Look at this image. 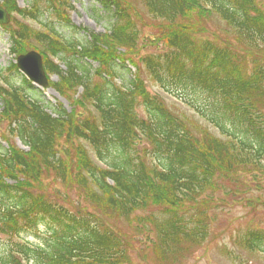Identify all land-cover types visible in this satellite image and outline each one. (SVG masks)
Wrapping results in <instances>:
<instances>
[{
	"label": "trees",
	"instance_id": "trees-1",
	"mask_svg": "<svg viewBox=\"0 0 264 264\" xmlns=\"http://www.w3.org/2000/svg\"><path fill=\"white\" fill-rule=\"evenodd\" d=\"M139 1L158 29L154 52L142 55L141 14L124 0H97L110 22L103 34L71 25L68 0H28L27 8L0 0L16 17L1 25L10 53L37 50L49 87L69 105L51 109L14 64L7 68L20 80L0 83V122L8 125L0 137V236L8 240L0 264H129L133 248L119 220L138 234L152 228L150 247L164 264L207 240L215 195L241 192L225 183L264 177V0ZM213 18L230 41L204 37ZM145 78L219 136L150 95ZM49 177L90 210L43 194ZM151 209L159 215H138ZM236 243L264 254V231L248 230Z\"/></svg>",
	"mask_w": 264,
	"mask_h": 264
},
{
	"label": "rangeland",
	"instance_id": "rangeland-1",
	"mask_svg": "<svg viewBox=\"0 0 264 264\" xmlns=\"http://www.w3.org/2000/svg\"><path fill=\"white\" fill-rule=\"evenodd\" d=\"M70 5H73V10H65L67 17L71 25L76 27L86 28L89 32H96L99 34L105 33V30L109 28L110 22L108 18L100 16L98 12L99 5L97 0H68ZM132 6L134 10L141 14V17L137 19L136 27L139 30L138 44L136 51L142 54H149L154 52V47L149 45V40L152 39L157 33L156 28L157 21L147 16L145 8L139 0H124ZM17 3L21 8H27L28 0H17ZM16 18L11 15L10 23L7 22V26H13L12 21ZM27 25L31 26L35 30H42V26L37 22L28 19L22 20ZM207 32L204 33V37L211 40H216L220 43L230 41L227 36L225 27L218 19L213 18L205 24ZM66 32L71 36L79 39L81 42L84 40L85 35L80 32H76L73 29L64 28ZM10 40L8 33L4 32L0 27V83H3V78L7 80H13L18 82V75L14 74L12 70L7 69L10 65L14 64L15 58L10 53ZM35 44V43H34ZM92 70H96L98 65L91 64ZM132 73L134 69H131ZM23 76L21 73H18ZM20 78V77H19ZM130 78V74L125 77V80ZM54 76L51 78L55 81ZM116 83H120L119 79ZM145 84L150 95L159 96L164 100L166 105L179 115H187L188 117L198 120L202 125L208 126L215 136H219L218 132L210 125L206 124L186 105L179 100L172 98L168 94H165L157 86L150 83L145 78ZM35 91L41 93V99L44 100V104H47L51 109L56 108L59 104H62L64 109H69V105L61 99L52 89H38L34 87ZM0 102V110H1ZM80 112L82 109L77 108ZM141 114V110L138 111ZM8 131V125L5 122H0V137L6 135ZM221 137V136H220ZM223 138V137H221ZM3 141V140H2ZM0 141V144L6 147L4 142ZM21 149H26L19 142L16 143ZM2 146V147H3ZM229 189H239L241 192L235 193L232 196L226 195L223 191H219L215 198L218 201L215 210H211L212 224L209 228V237L200 246H187L181 248V252L176 258L171 259L164 264H264V254L261 253H249L244 251L237 243L236 239L243 235L248 230H261L264 231V177L257 179L251 178L246 175L242 179L224 184ZM41 192L48 196L53 202L61 203L69 210H74L77 207H85L90 210V207L86 205V202L81 196H78L75 189H66L59 181L52 177L47 178L42 182ZM252 198L255 204L250 207L246 199ZM158 210H146L138 215L146 217L149 214L159 215ZM134 223L129 226L126 222L119 220L117 227L120 232L131 240L132 252L131 262L129 264H162L160 260L155 258L150 243L154 242L155 236L153 235V229L149 228L146 234H138L134 229ZM41 229V228H40ZM15 241V239H12ZM26 240L34 242L32 236H27ZM7 238L0 236V248L6 244Z\"/></svg>",
	"mask_w": 264,
	"mask_h": 264
},
{
	"label": "water",
	"instance_id": "water-1",
	"mask_svg": "<svg viewBox=\"0 0 264 264\" xmlns=\"http://www.w3.org/2000/svg\"><path fill=\"white\" fill-rule=\"evenodd\" d=\"M9 19L10 15L0 7V22L7 23ZM16 66L34 85L39 88L47 87L48 79L42 64V57L38 53L30 51L25 55H19Z\"/></svg>",
	"mask_w": 264,
	"mask_h": 264
}]
</instances>
